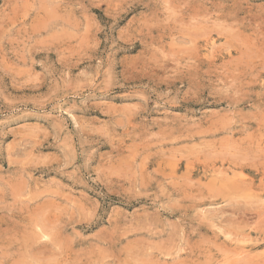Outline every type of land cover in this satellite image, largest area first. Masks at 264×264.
I'll return each instance as SVG.
<instances>
[{"label": "rangeland", "instance_id": "1", "mask_svg": "<svg viewBox=\"0 0 264 264\" xmlns=\"http://www.w3.org/2000/svg\"><path fill=\"white\" fill-rule=\"evenodd\" d=\"M263 259L264 0H0V264Z\"/></svg>", "mask_w": 264, "mask_h": 264}, {"label": "bare ground", "instance_id": "2", "mask_svg": "<svg viewBox=\"0 0 264 264\" xmlns=\"http://www.w3.org/2000/svg\"><path fill=\"white\" fill-rule=\"evenodd\" d=\"M44 235V234H43ZM46 235V234H45ZM234 241V240H233ZM243 243V242H242ZM247 243V242H246ZM239 244V243H238ZM244 247V246H243ZM241 250V249H240ZM258 253V252H257ZM237 255V254H236ZM253 258V257H252ZM264 260V259H263ZM242 261V260H241Z\"/></svg>", "mask_w": 264, "mask_h": 264}]
</instances>
